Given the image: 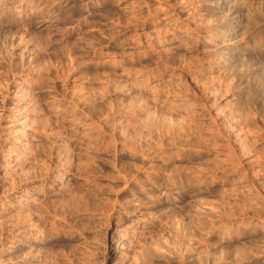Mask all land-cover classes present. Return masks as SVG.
<instances>
[{
	"label": "rangeland",
	"instance_id": "1",
	"mask_svg": "<svg viewBox=\"0 0 264 264\" xmlns=\"http://www.w3.org/2000/svg\"><path fill=\"white\" fill-rule=\"evenodd\" d=\"M0 264H264V0H0Z\"/></svg>",
	"mask_w": 264,
	"mask_h": 264
},
{
	"label": "bare ground",
	"instance_id": "2",
	"mask_svg": "<svg viewBox=\"0 0 264 264\" xmlns=\"http://www.w3.org/2000/svg\"><path fill=\"white\" fill-rule=\"evenodd\" d=\"M181 42V41H180ZM186 47V46H185ZM77 122V121H76ZM77 126V125H76ZM83 136V135H82ZM135 231V230H134Z\"/></svg>",
	"mask_w": 264,
	"mask_h": 264
}]
</instances>
